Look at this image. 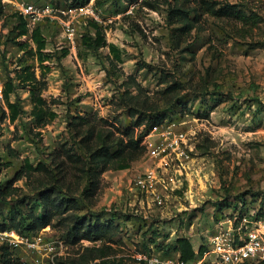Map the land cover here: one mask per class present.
<instances>
[{"label":"rangeland","instance_id":"1","mask_svg":"<svg viewBox=\"0 0 264 264\" xmlns=\"http://www.w3.org/2000/svg\"><path fill=\"white\" fill-rule=\"evenodd\" d=\"M218 1L220 5L242 2L246 13L256 12L260 18L244 22L236 17L204 14L191 33L173 42L172 35L181 25L168 21L165 0H153L155 7L147 0H2L3 88L10 77L15 84L20 82L16 74L24 65L41 74L35 43L28 35L17 36L18 6L33 3L41 8L69 10L75 8L73 5L91 4L97 18L64 14L63 19L70 20L74 30L72 40L59 19V11L57 18L41 22V32L47 38L44 51L52 55L43 62L49 69L42 95L57 117L37 126L30 86L18 85L11 94L22 108L15 121L9 119V109L0 97V184L12 181L26 158L36 165L50 159L61 146L74 145L69 122L77 114L95 117L98 124L113 129L117 135L130 128L135 117L129 115L121 98V83L130 74L147 90L150 104L166 107L169 117L158 126L173 125L174 130L188 135L187 143L181 147L185 153L176 154L168 167L145 149L130 167L104 171L96 194L84 200L79 197L80 208L27 234L41 235L45 241L57 244L63 241L62 249H56L62 255L44 256L43 264H57L60 259L73 264L84 255L90 257L87 246H107L104 258L113 264H136L135 254L140 251L151 250L163 258L174 256L172 244L181 236L188 237L195 249L201 245L211 249L210 237L219 226L227 228L229 220L235 225L242 213L249 215L263 208L264 0ZM91 21L101 24L108 42L123 51V60L117 66H111L106 59L107 46L97 52L84 46L83 36L95 33ZM174 82L182 87L174 95L180 99L173 106L167 101L174 98L164 97L163 92ZM161 168H171L176 179L163 203L135 185L144 172L156 169L161 175ZM68 177L74 179L71 174ZM35 178L28 181L24 176L14 182L19 193L0 200V221L11 210H20L22 216L34 210L31 186ZM72 212L89 213L101 221L114 212L119 232L110 243L87 239L73 242L69 235ZM2 245L7 246L0 242ZM8 247L26 264H36L33 257L37 253ZM263 261L250 264H264Z\"/></svg>","mask_w":264,"mask_h":264},{"label":"trees","instance_id":"2","mask_svg":"<svg viewBox=\"0 0 264 264\" xmlns=\"http://www.w3.org/2000/svg\"><path fill=\"white\" fill-rule=\"evenodd\" d=\"M165 1L168 5V21L171 24L179 23L181 25L176 28L178 31L172 35L173 42L191 33L204 14H210L217 18L236 17L244 22L258 21L260 18L256 12L246 13L241 8L244 6L241 4L242 2L237 4L226 2L220 5L218 0H174L173 3L169 0ZM146 3L155 7L153 0H147ZM4 7V3L0 0V16L4 14ZM72 7L78 6L73 5ZM16 22V27L20 28L17 36L28 35L36 45L35 54L41 64V74L38 75L35 69L24 65L21 72L16 74V79L20 81L18 84H15L13 77L4 82L3 99L9 109V119L15 121L22 108L16 100L11 99V94L18 85L30 86L34 105L33 117L37 126H44L57 117V112L47 107V102L42 95L47 86L45 78L47 69H49L43 62L50 59L52 55L44 51L47 38L42 34L40 25H37L30 33L26 19L18 13ZM90 25L95 29V33L83 36L84 46L95 52L99 51L101 47L107 46L109 53L106 54V59L111 66H117L123 60V51L117 44L108 42L106 30L101 24L91 21ZM66 54L67 50L62 55ZM163 82H167V80H163ZM180 87L182 85L179 82H174L166 88L163 92L164 97L174 98L172 102L167 101V103L173 104V106L178 103L180 98L174 97V95ZM121 88V98L127 111L131 117H135L132 126L117 135L113 129L98 124L95 117L75 115L69 122L75 146L73 144L71 146L63 145L60 151H55L49 157L50 159L40 161L36 165L26 158L14 179L4 186L0 184V200L3 201L9 196L18 195L20 189L18 186H14L15 181L24 176L28 181H32L36 177L34 179L36 182L30 186L34 193L35 208L38 210L37 212L34 208L27 216H22L20 210H16L17 213L11 210L8 217L4 216L0 221V229H15L23 235L42 230L51 225L55 217H62L68 211L80 208V196L84 200V198L95 195L104 171L128 168L131 162L145 151V146L141 144L142 136L162 124L169 117V113L166 107L161 108L157 103L150 104L148 102L147 99L150 96L136 76L127 75L126 80L121 83ZM139 128L141 132L138 135L137 129L139 130ZM70 174L73 175V180L68 177ZM263 208L258 210V214ZM69 217L71 225L69 235L73 242L87 239L93 242L102 240L110 243L114 241V237L120 229V224L115 222L114 212L108 213L104 221L89 213L72 212ZM167 245L166 247L169 249L170 244ZM105 247L107 246H87L86 252L90 254V257L84 255L80 260L73 261V264H113L104 258ZM157 247L159 248L160 245ZM172 247L175 249L174 254H179L186 261L198 258L208 250L207 246L201 245L196 251L191 240L185 236L178 237ZM0 264L26 263L14 255L13 249L2 245L0 246ZM57 264L71 263L60 259ZM136 264L145 263L136 261Z\"/></svg>","mask_w":264,"mask_h":264},{"label":"built area","instance_id":"3","mask_svg":"<svg viewBox=\"0 0 264 264\" xmlns=\"http://www.w3.org/2000/svg\"><path fill=\"white\" fill-rule=\"evenodd\" d=\"M58 11L61 14L59 19L64 24L65 31L71 40L73 39L74 30L71 21L63 19L64 14L92 15L97 18L91 4L70 8L69 10L41 8L33 3L18 6V14L26 19L30 30L39 25L45 18H57ZM1 74L0 67V97L3 98ZM187 139L186 131L174 130L173 125L167 128L157 126L153 131L142 136L141 143L151 156L158 158L161 163L168 167L170 160H175L176 154L180 156L185 153V150L181 147L187 143ZM161 169V175L157 174L156 169L144 172L136 180L135 185L143 192L154 195L156 200L163 203L166 193L172 187V184L176 183V179L171 168ZM158 184H160V189L157 188ZM258 212L249 215L243 214L239 223L235 225L229 220L230 223L227 228L219 226L210 237L211 249L208 247V250L202 256L192 261L182 259L179 254L163 258L152 251L137 252L135 260L145 264H250L254 261L264 260V208L259 214ZM250 224L252 225L250 226ZM0 242L2 244L6 243L7 246L9 244L12 248H24L37 253L33 257L36 259V264H43L41 259L44 256L50 258L52 255H62V251L56 249L58 247L62 249L63 241L58 240V244L47 242L41 235H23L15 229H0ZM209 255H212L213 258L211 259Z\"/></svg>","mask_w":264,"mask_h":264},{"label":"crops","instance_id":"4","mask_svg":"<svg viewBox=\"0 0 264 264\" xmlns=\"http://www.w3.org/2000/svg\"><path fill=\"white\" fill-rule=\"evenodd\" d=\"M40 24H41V23H40ZM40 24H39V25H40ZM28 29H29V28H28ZM33 29H34V28H33ZM33 29H32V30H33ZM32 30H30V29H29V32L31 33V32H32ZM195 250L197 251L198 249H195Z\"/></svg>","mask_w":264,"mask_h":264}]
</instances>
